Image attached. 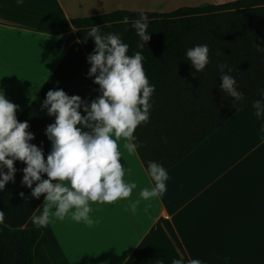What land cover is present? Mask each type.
Instances as JSON below:
<instances>
[{
	"label": "crops",
	"instance_id": "0c3cea01",
	"mask_svg": "<svg viewBox=\"0 0 264 264\" xmlns=\"http://www.w3.org/2000/svg\"><path fill=\"white\" fill-rule=\"evenodd\" d=\"M235 1L190 0L174 7ZM146 5L147 0H0V89L19 106L17 117L78 41L71 19L140 11ZM88 73L67 95L89 103L99 96V85ZM54 122L52 116L31 141L43 148L45 159L52 147L45 129ZM118 143L121 165L134 170L125 176L137 184L130 199H140V189L151 186V180L137 152L131 156L123 141ZM14 167L15 183L0 190V222L12 229L37 228L31 217L44 197L29 198L31 189L21 183L26 165L16 161ZM168 176L164 195L140 199L135 213L127 200H120L91 204V227L67 216L52 218L39 228L36 264H171L172 259L189 258L203 264H264V137L245 110L168 170Z\"/></svg>",
	"mask_w": 264,
	"mask_h": 264
},
{
	"label": "trees",
	"instance_id": "16d2710c",
	"mask_svg": "<svg viewBox=\"0 0 264 264\" xmlns=\"http://www.w3.org/2000/svg\"><path fill=\"white\" fill-rule=\"evenodd\" d=\"M147 16L150 40L143 48L131 22ZM129 23H122L123 17ZM71 24L78 41L73 43L33 102L17 119L29 124L36 136L52 118L42 108L49 90L70 92L79 77L89 71L87 57L95 49L87 38L93 25L104 33L118 34L129 45V55L140 51L144 69L155 92L150 100V118L134 135L142 146L137 154L147 169L155 161L168 171L221 128L239 111L245 110L264 137V120L253 114L251 105L264 88V0H239L223 5L183 7L167 14L117 10L94 17L74 18ZM207 44L210 63L195 72L185 52ZM232 71L244 99L233 108L232 98L219 85L218 64ZM227 71V68L225 69ZM150 178V177H149ZM42 236L39 228L12 229L0 222V264H36L35 246Z\"/></svg>",
	"mask_w": 264,
	"mask_h": 264
},
{
	"label": "clouds",
	"instance_id": "9594fccd",
	"mask_svg": "<svg viewBox=\"0 0 264 264\" xmlns=\"http://www.w3.org/2000/svg\"><path fill=\"white\" fill-rule=\"evenodd\" d=\"M147 20L142 14L131 22L139 37V48L151 38ZM121 22L128 24L129 18L125 16ZM87 38L95 45L94 54L87 57L91 65L88 76L99 85L100 94L89 103L77 95H67L62 89L46 93L42 108L55 117V122L45 129L52 145L46 159L43 148L31 143L35 136L29 131V124L18 121L19 106L6 99L4 90L0 89V190H4L9 182L15 183L17 169L14 164L23 162L26 167L22 170L21 183L31 189L29 198L39 200L44 197L42 208L37 207L31 217L37 228L46 227L52 218L62 221L66 216L91 227L94 224L90 216L93 203L112 205L127 200L130 210L135 213L140 199L152 201L162 197L167 190L168 171L163 165L148 161L146 173L151 186L140 189V199H130L137 184L126 180L125 176L133 174L134 170L120 163L122 152L118 142L122 140V148L135 156L142 145L134 133L150 118V100L155 85L145 73L142 53L136 51L129 55V45L118 34L104 33L96 25L90 27ZM185 56L195 72L204 71L211 62L207 44L188 48ZM217 67L221 73L219 87L223 94L232 98L231 106L236 108L244 97L238 91L236 79L229 74L232 69L224 63ZM259 94L261 98L253 101L251 107L255 117L264 120V88ZM44 174L47 179L42 178ZM20 195L23 197L24 193ZM2 216L3 212H0V219ZM228 259L225 257V261ZM171 264L203 262L192 258L187 261L172 259Z\"/></svg>",
	"mask_w": 264,
	"mask_h": 264
},
{
	"label": "rangeland",
	"instance_id": "374dc122",
	"mask_svg": "<svg viewBox=\"0 0 264 264\" xmlns=\"http://www.w3.org/2000/svg\"><path fill=\"white\" fill-rule=\"evenodd\" d=\"M187 1H190V0L178 1L174 3L172 2L173 4H170L168 0H147L146 9L140 10L139 12L167 14V13L174 12L180 8H183V7L175 8L174 6L182 2H187Z\"/></svg>",
	"mask_w": 264,
	"mask_h": 264
},
{
	"label": "water",
	"instance_id": "95a60500",
	"mask_svg": "<svg viewBox=\"0 0 264 264\" xmlns=\"http://www.w3.org/2000/svg\"><path fill=\"white\" fill-rule=\"evenodd\" d=\"M95 50V49H94ZM94 50L89 54V55H92V54H94Z\"/></svg>",
	"mask_w": 264,
	"mask_h": 264
}]
</instances>
